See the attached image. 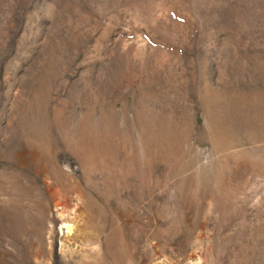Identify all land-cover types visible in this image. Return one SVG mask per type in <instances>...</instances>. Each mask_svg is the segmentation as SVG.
I'll use <instances>...</instances> for the list:
<instances>
[{
  "label": "rangeland",
  "instance_id": "374dc122",
  "mask_svg": "<svg viewBox=\"0 0 264 264\" xmlns=\"http://www.w3.org/2000/svg\"><path fill=\"white\" fill-rule=\"evenodd\" d=\"M0 264H264V0H0Z\"/></svg>",
  "mask_w": 264,
  "mask_h": 264
},
{
  "label": "bare ground",
  "instance_id": "6f19581e",
  "mask_svg": "<svg viewBox=\"0 0 264 264\" xmlns=\"http://www.w3.org/2000/svg\"><path fill=\"white\" fill-rule=\"evenodd\" d=\"M243 107V106H242ZM254 121V120H253Z\"/></svg>",
  "mask_w": 264,
  "mask_h": 264
}]
</instances>
